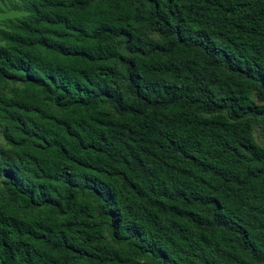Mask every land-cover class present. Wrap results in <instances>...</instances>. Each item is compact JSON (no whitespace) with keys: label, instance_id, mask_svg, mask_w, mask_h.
Here are the masks:
<instances>
[{"label":"trees","instance_id":"obj_1","mask_svg":"<svg viewBox=\"0 0 264 264\" xmlns=\"http://www.w3.org/2000/svg\"><path fill=\"white\" fill-rule=\"evenodd\" d=\"M19 1L0 264H264V0Z\"/></svg>","mask_w":264,"mask_h":264},{"label":"rangeland","instance_id":"obj_2","mask_svg":"<svg viewBox=\"0 0 264 264\" xmlns=\"http://www.w3.org/2000/svg\"><path fill=\"white\" fill-rule=\"evenodd\" d=\"M22 3L19 0H0V26L5 27L8 23L13 22L17 17L24 14ZM257 141L264 145V140L258 130H255ZM1 140V137H0Z\"/></svg>","mask_w":264,"mask_h":264}]
</instances>
